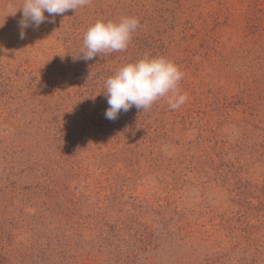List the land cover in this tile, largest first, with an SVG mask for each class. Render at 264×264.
Here are the masks:
<instances>
[{
  "label": "rangeland",
  "instance_id": "374dc122",
  "mask_svg": "<svg viewBox=\"0 0 264 264\" xmlns=\"http://www.w3.org/2000/svg\"><path fill=\"white\" fill-rule=\"evenodd\" d=\"M22 2L0 0V264H264V0H90L20 39ZM122 17L127 49L84 60ZM145 55L187 101L107 119Z\"/></svg>",
  "mask_w": 264,
  "mask_h": 264
},
{
  "label": "clouds",
  "instance_id": "9594fccd",
  "mask_svg": "<svg viewBox=\"0 0 264 264\" xmlns=\"http://www.w3.org/2000/svg\"><path fill=\"white\" fill-rule=\"evenodd\" d=\"M90 0H23L22 18L18 22L20 39L25 29L38 28L49 17L63 15L69 10L85 7ZM49 23L53 22L51 19ZM135 17H122L118 22L97 20L90 25L83 36L80 54L84 60H92L97 54L124 51L132 34L139 28ZM184 73L178 65L164 56H149L121 66L105 80V95L109 107L105 117L115 120L118 114L131 107L149 110L157 100L167 97L170 109H178L187 101V95L178 91Z\"/></svg>",
  "mask_w": 264,
  "mask_h": 264
}]
</instances>
